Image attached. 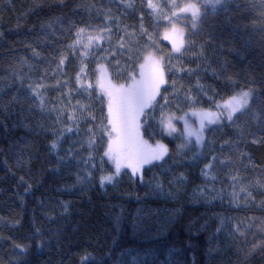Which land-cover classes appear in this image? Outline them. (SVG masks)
Listing matches in <instances>:
<instances>
[{
    "label": "trees",
    "instance_id": "obj_1",
    "mask_svg": "<svg viewBox=\"0 0 264 264\" xmlns=\"http://www.w3.org/2000/svg\"><path fill=\"white\" fill-rule=\"evenodd\" d=\"M163 1L0 0V264H264V0L203 7L178 56L164 37L181 15L172 5L195 0ZM82 34L105 39L91 64ZM98 60L114 96L163 73L141 141L112 131ZM248 91L202 150L163 137L166 112ZM160 140L169 154L139 175L140 146Z\"/></svg>",
    "mask_w": 264,
    "mask_h": 264
},
{
    "label": "rangeland",
    "instance_id": "obj_2",
    "mask_svg": "<svg viewBox=\"0 0 264 264\" xmlns=\"http://www.w3.org/2000/svg\"><path fill=\"white\" fill-rule=\"evenodd\" d=\"M159 1L160 2L157 1L153 4L154 5L153 9L156 12L160 11L158 9H160L161 3L163 4L164 2L163 0L162 1L159 0ZM220 2H222V0H195L193 2H188L185 4H178L176 1L174 2L172 7H176V9H178L177 11H181V15L180 14L175 15L176 17L175 20L177 21V23H174V25L172 26L173 28L170 31H168L164 36V37L167 36V38H165V42L171 47L172 55L178 56L182 53L184 49L183 39L185 38V34L195 33L197 31L198 25L200 24V19H201L200 12L202 11V8L205 6L216 7ZM192 6L195 7V10H197V14L195 17L192 15V11H193ZM185 8H187L188 11H182V9ZM169 20L173 21V18L170 17ZM104 42L105 39L103 37L102 38L92 37L87 34L81 35L79 44L80 46L82 45L84 46L87 55L85 56V59L87 60L88 64H91L92 62V60H90L88 56L91 55L93 51L101 50L102 44ZM177 49L179 50L177 51ZM160 60L161 59L159 57L149 56L146 59V62H148V64H152V66L157 68L159 67V64L161 62ZM95 65H97L96 67H97V75H98L100 91L102 90L105 93L111 91L113 86L112 84L113 81H112V73L109 66L99 60ZM148 72H146V74ZM139 84H142V82H139L136 86H138ZM161 86L162 83H159L158 90L154 89L156 91L155 98L158 97ZM248 93H249V99L247 105L245 107H241L238 111L235 112H232V108L236 106V101L242 96L243 93L238 94L229 101L220 104L216 110L203 112L201 114L177 115L174 114L173 112H166L165 114H163V122H162L163 133H164L163 137L169 138L171 140H176V145L178 149L185 150L191 148V146H195L198 147V149H200L204 144V140L206 138V134L204 133H206V130L208 128H212L214 126H220L223 125L224 123L232 122L235 116L239 112H242L243 110H245L247 107L250 106L251 94H253L254 97V92L248 91ZM149 107L150 105L144 107L143 114L139 115L136 120V123L138 124V128H136L137 129L136 132H138V136L136 137V139L137 140L140 139V141H141L140 127H141L142 116ZM230 114L232 116L231 120H229L228 118ZM211 120H215L216 122L210 123ZM202 124L203 127H201ZM169 125H171V127H169ZM189 133H191V136H189ZM197 135H200L202 137L203 140L202 145L197 143V139H196ZM158 146H163L166 149V152L164 153L161 159H151L150 158L151 155L158 150ZM169 152H170V146L164 140L157 141L154 144L149 143L140 146L138 153L139 170H140L139 175H142V172L144 171L145 168H148L153 164H156L160 162L162 159H164L169 154ZM145 157H149L148 162H144ZM107 159L110 163L112 162L111 156L107 155ZM107 176H109V174Z\"/></svg>",
    "mask_w": 264,
    "mask_h": 264
},
{
    "label": "snow or ice",
    "instance_id": "obj_3",
    "mask_svg": "<svg viewBox=\"0 0 264 264\" xmlns=\"http://www.w3.org/2000/svg\"><path fill=\"white\" fill-rule=\"evenodd\" d=\"M149 7H154V5L151 3V0H149ZM193 11L192 15L195 17L197 14V10H195V7L192 6ZM182 11H188L187 8L182 9ZM83 29H80V32H83ZM79 35V33H78ZM167 38V36L165 37ZM179 49H177L178 51ZM63 63V61H61ZM143 75V73H142ZM163 82V73H159L158 76H153L152 80L150 82H142L141 87L136 88L134 91L125 93L120 96H114L112 91H108L107 95L109 97V116L112 118V131L117 132L118 137L123 134L124 139L127 141L128 144L134 143L136 137L138 136V132L135 131L136 128H138V124L136 123V120L139 115L143 114L144 107H147L150 105V101L155 98L156 91L158 90L159 83ZM155 89V90H154ZM3 91L2 86H0V92ZM249 99V93L245 92L242 94V96L236 101V106L232 108V112L238 111L241 107H245L248 103ZM257 101L259 102V97H257ZM21 104V107H23V101H15ZM115 105V107H114ZM3 106L0 105V109H2ZM30 113V109L28 110ZM251 111V110H250ZM23 115V113L21 114ZM229 120L232 119L231 114L229 115ZM261 123L264 124V117L260 118ZM215 120H211L210 123H215ZM19 125L23 126L25 128H28L29 125L25 123L24 119H21L19 121ZM0 126H3L5 132L8 131V125L4 121V119L0 118ZM17 127V124L13 123V128ZM171 127V125H169ZM203 127V124L201 125ZM189 136H191V133H189ZM197 143L202 145L203 140L200 135H197L196 137ZM52 148H56V144H52ZM166 152V149L163 146H158V150L155 151L151 155V159H161L164 153ZM215 159V158H213ZM149 157H145L144 162H148ZM206 168H211V164L206 165ZM136 169H133L135 171ZM117 172H119V164H117ZM203 175H207V172L202 173ZM107 181L108 183L112 182V177L107 176L103 177L101 181V185L103 186V183Z\"/></svg>",
    "mask_w": 264,
    "mask_h": 264
}]
</instances>
